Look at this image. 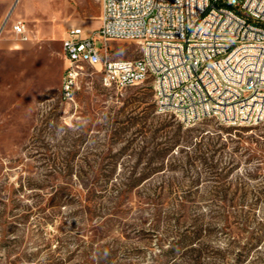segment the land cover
<instances>
[{"label": "rangeland", "instance_id": "374dc122", "mask_svg": "<svg viewBox=\"0 0 264 264\" xmlns=\"http://www.w3.org/2000/svg\"><path fill=\"white\" fill-rule=\"evenodd\" d=\"M100 13L101 0H0V264H264V123L184 127L150 79L105 85L89 65L65 99V32L92 33ZM105 45L140 55L135 40Z\"/></svg>", "mask_w": 264, "mask_h": 264}, {"label": "built area", "instance_id": "2783aa9c", "mask_svg": "<svg viewBox=\"0 0 264 264\" xmlns=\"http://www.w3.org/2000/svg\"><path fill=\"white\" fill-rule=\"evenodd\" d=\"M99 25L65 32L62 94L73 100L81 69L98 67L105 85L150 79L157 111L184 126L264 123V0H101ZM13 32L27 40L22 21ZM135 40L140 55L107 56L105 42Z\"/></svg>", "mask_w": 264, "mask_h": 264}, {"label": "crops", "instance_id": "0c3cea01", "mask_svg": "<svg viewBox=\"0 0 264 264\" xmlns=\"http://www.w3.org/2000/svg\"><path fill=\"white\" fill-rule=\"evenodd\" d=\"M18 2V1H17Z\"/></svg>", "mask_w": 264, "mask_h": 264}]
</instances>
